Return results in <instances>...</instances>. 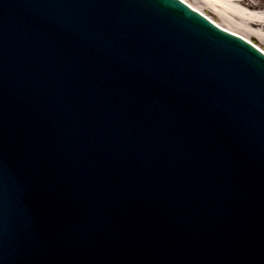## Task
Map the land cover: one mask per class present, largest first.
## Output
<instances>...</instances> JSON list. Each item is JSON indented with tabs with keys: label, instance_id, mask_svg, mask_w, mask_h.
<instances>
[{
	"label": "water",
	"instance_id": "1",
	"mask_svg": "<svg viewBox=\"0 0 264 264\" xmlns=\"http://www.w3.org/2000/svg\"><path fill=\"white\" fill-rule=\"evenodd\" d=\"M0 264H264V56L178 0H0Z\"/></svg>",
	"mask_w": 264,
	"mask_h": 264
},
{
	"label": "bare ground",
	"instance_id": "2",
	"mask_svg": "<svg viewBox=\"0 0 264 264\" xmlns=\"http://www.w3.org/2000/svg\"><path fill=\"white\" fill-rule=\"evenodd\" d=\"M183 1L219 27L244 37L264 51V0H194L196 6L188 0ZM228 15L242 26H228Z\"/></svg>",
	"mask_w": 264,
	"mask_h": 264
},
{
	"label": "rangeland",
	"instance_id": "3",
	"mask_svg": "<svg viewBox=\"0 0 264 264\" xmlns=\"http://www.w3.org/2000/svg\"><path fill=\"white\" fill-rule=\"evenodd\" d=\"M188 1H190L191 3L194 2V0H188ZM193 4H195V3H193ZM195 6H196V4H195ZM227 20H228V23H227L228 26H232L234 28L242 26L241 22H239L238 20L234 19L230 15L227 16Z\"/></svg>",
	"mask_w": 264,
	"mask_h": 264
}]
</instances>
